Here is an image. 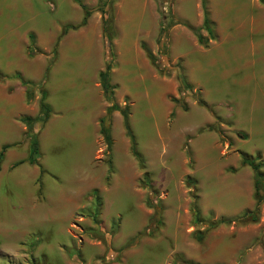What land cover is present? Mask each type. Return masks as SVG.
I'll use <instances>...</instances> for the list:
<instances>
[{
    "label": "rangeland",
    "instance_id": "rangeland-1",
    "mask_svg": "<svg viewBox=\"0 0 264 264\" xmlns=\"http://www.w3.org/2000/svg\"><path fill=\"white\" fill-rule=\"evenodd\" d=\"M79 1L92 12L83 26V10L73 0H0V81L13 82L14 95L24 90L17 119L36 114L44 89L52 110L39 137L40 183L33 177L38 167L28 164L0 175V264H264V193L256 195L254 173L242 165L243 155L255 158L264 174V5L206 0L213 38L201 31L204 47L191 31L203 23V13L197 22L195 11L201 0L131 6L112 0L116 37L105 98L129 108L142 165L119 116L112 123L115 173L107 184V166L93 164L98 146L92 129L76 130L92 76L110 59L98 1ZM184 18L188 22L181 23ZM30 36L41 52L33 57ZM204 56L218 64L207 66ZM15 74L33 84L30 102ZM8 138L0 130V144ZM19 139L16 132L9 141ZM18 146L7 151L4 166L25 159L26 145ZM187 178L195 182L194 195ZM256 208V223L209 227Z\"/></svg>",
    "mask_w": 264,
    "mask_h": 264
},
{
    "label": "trees",
    "instance_id": "trees-1",
    "mask_svg": "<svg viewBox=\"0 0 264 264\" xmlns=\"http://www.w3.org/2000/svg\"><path fill=\"white\" fill-rule=\"evenodd\" d=\"M75 3H77L83 10L84 13V18L82 21V26L86 24L87 20L89 19V17L91 16L92 12L87 9L86 7H84L79 0H73ZM97 8L98 10L101 12L102 14V32L104 34L105 40H106V45H107V50H108V55L110 57V59H108L107 63L105 64L104 67V71H102L99 75V79H100V85L103 91V94L106 98L109 97V95H111V85H110V81H109V77H110V71H111V66H112V41L114 40V38L116 37V30H115V26H114V17H113V11H112V0H97ZM159 5H160V0H155ZM260 3L262 5H264V0H260ZM201 7H202V12H203V23L201 28L199 29H191L192 33L195 35L197 42L202 45V46H207L208 44V39L204 38L201 34V31H204L207 36L209 38H213V32H212V28H211V23L209 21L208 18V11L206 8V0H201ZM165 30L164 28H162L159 32V40L158 42L162 39V37L164 36ZM30 47H29V52L28 55L30 57H33L35 54H41L40 51L35 50L34 48V40L33 37L30 36ZM143 51L146 54L147 59L149 60L150 64L159 72H162V69L157 65L155 58L153 57V55L144 47L142 46ZM55 55V54H54ZM51 66V63L48 64L47 69H46V73L49 71V68ZM15 79L19 80L20 83L26 88V100L28 102H30L33 98V94H32V89H33V84L29 83V82H25L22 77L19 74H15L14 77ZM0 79H2V77H0ZM46 100V93L44 90L40 91V99H39V116L37 118H32V117H22L19 119V121L26 127V134L25 137L29 140V145H30V151H29V156L27 159V162L30 165H37L39 166V162H38V154H39V144H38V140H37V135L34 133V129L36 127V124L38 123H45L48 118H49V114H50V108L48 107V105L45 102ZM111 111H117L119 112V114L122 117L123 120V126H124V130L126 133L127 138L130 141V149L131 152L133 154V156L136 158V160H138L139 164L142 165V157L141 155L138 153L137 151V144L135 142V138L133 136L131 127H130V123H129V108L127 106L121 108L118 107L117 105H113L110 108ZM208 130L212 131L214 130L215 132L217 131V133L220 135V130L218 129H214L212 127H208ZM100 135L103 138V142L105 144L106 147V155L108 156V164L110 165V169H112L111 167V151H112V139H111V135H110V130L108 128H106L103 124V121H100ZM5 147L2 148V152L0 153V162L1 159L3 157V152L5 151ZM184 151L186 153V155L190 158V154H189V150L187 145H185ZM257 159H252L248 156L243 155L242 156V165L249 167L253 173H254V190L257 196H259L261 193H264V174L260 171V164L257 163L256 161ZM41 173H43V171H41ZM144 181L148 184V189L150 190V192L153 190L152 189V185L148 179L147 175H144ZM186 185L188 186V188L192 189L191 194L194 195V191H195V182H193L190 178L186 179ZM140 186H141V181H140ZM99 202V200H98ZM148 204V201L147 203ZM193 212H194V217L195 220L199 222V212L197 210V207L194 203L193 205ZM232 222H239V223H256L257 222V208L254 211H244L240 216H238L237 218H235L234 220H226V219H222L220 221H218L215 224H210V229H213L215 227H217L218 225H228L231 224ZM202 237H199V240H201ZM184 264H193L190 262H186Z\"/></svg>",
    "mask_w": 264,
    "mask_h": 264
},
{
    "label": "crops",
    "instance_id": "crops-1",
    "mask_svg": "<svg viewBox=\"0 0 264 264\" xmlns=\"http://www.w3.org/2000/svg\"><path fill=\"white\" fill-rule=\"evenodd\" d=\"M141 3H142L141 0H138V1L135 0L134 2H131V0H127V4L130 5V6L131 5H136V4L140 5ZM195 9H196L195 11H196V15H197V22H198V19H199V17L201 16V14L203 12H201L202 11L201 6L197 2H195ZM185 22H188V20H186L184 18L181 21V23H185ZM261 25H262V29H264V23L263 22L261 23ZM1 39H3V38L1 37L0 40ZM192 49H195V48L192 47ZM4 53H5L4 55L6 57L7 52L4 51ZM193 53H196V51H194ZM203 59L206 61L207 66H209L211 68L218 64L217 61H216L217 58L215 56L213 58H210L208 56H204ZM104 67H105V65H104ZM198 68H199L198 67V63H195L194 64V71L198 72ZM236 69L237 68L234 67V68L231 69V71L233 72V70H236ZM52 70H53V68H51L50 71L48 72V74L46 75V77H45L46 79L50 77V74H51ZM98 71L99 72L97 74V78H96V72H94V74L92 76L93 84H92V87L87 91V92H89V93H87V95L88 94H90V95H88L86 97V101L85 102H87V103L83 105V108L87 107L86 114L84 115L83 118H79L77 120V121H82L83 125L79 124V126H78V128H76V130H78L80 133H84V128H91L92 129L93 134L96 136L95 141H96L97 146H98L96 154L94 155L93 164L96 167H99L102 164H105L107 166L109 175L106 177V183L108 184L109 180L111 178V175L115 173V166H114L113 158H112L113 145H114V139H113V136H112V123H113L114 120L119 119V116L121 118L122 125H123V120H122V117L119 114V112L110 111V108L114 104L108 103V101L106 100V98H105V96L103 94V91H102V88H101V85H100L99 75L102 72V66H100ZM43 75H44V73H43ZM43 75H42L41 79L43 78ZM112 76H113V73H111L110 78ZM224 78H226L225 75H224ZM44 85H45V83H44ZM44 91L46 93L45 102L48 105V103H47V91L45 89H44ZM22 92L24 94V90L23 89L17 88L15 90V94L16 95H14L13 82L2 83L0 81V102H2L4 104V109L0 110V117H3L2 119H0V130L4 131L9 136V138L11 136H13L16 132H18V134H20L19 142H16V143H12L11 142L10 143L9 138H8V140L6 142H2L0 144V153L2 152V148H4V147L6 148L5 151L3 152V157H2L1 162H0V175L8 174V173L14 171L19 166H22L24 164H28L29 166H32V167H38V169L34 170L33 177L37 176L34 184H39L40 181H41V177L45 174V171L40 166V164H39V166L30 165L27 162V159H28V156H29V151H30L29 140L25 137V134H26L27 130H26V127L17 119L21 109H25L24 105L21 104V102L19 103V101H21L20 98H21ZM88 102H90V103H88ZM14 104H16L17 106H20L21 108H18V109L15 108L16 110H14ZM37 106H38V109H37V111H35L36 114L34 116H30V117L37 118L39 116V104H37ZM7 107L9 108L8 111L6 110ZM48 107L50 108L49 105H48ZM156 108L157 107L155 106V109ZM110 112H112L110 114L111 115L110 118H111L112 122L109 123L108 120H107L108 118H106V117H108V114ZM51 115H52V110L50 108V114H49L48 120L45 123H43V124H41V123L36 124V127L34 129L35 130L34 133L37 135V140H38V144H39V151H40L39 137L42 134V132L44 131V129L46 128V125L49 123ZM56 120L57 119H55L54 121H56ZM17 121L20 123V125L16 124ZM54 121H53V123H54ZM100 121H103L104 126L110 130V135H111V139H112V151H111V167H112V169H110V165L108 164V158L105 159L106 147H101L102 146L101 142L103 141V138L100 135ZM123 128H124V126H123ZM124 135L126 136L125 130H124ZM128 141H129V139H128ZM19 144L20 145H26L25 149L27 151V155L25 156V159L17 160V158H14V160L16 159L14 162H12L9 166H4L3 161H4L5 157H6L7 151L10 148H13V147H19L18 146ZM129 146H130V141H129ZM81 148H82V151L83 150L86 151L87 150V145L86 144H82ZM129 150H130V147H129ZM98 156H100V158ZM41 171H43V173H41ZM137 181H138V186L140 187V176H139V178H137ZM92 188H93L92 189V193L96 194L97 200H99V202H100V205H99V208H100L101 207L100 194L102 192V189L101 188L99 189V187L97 185L94 186V187L92 186ZM40 193H41V189L38 188V196L40 195ZM80 209H82V208H80Z\"/></svg>",
    "mask_w": 264,
    "mask_h": 264
}]
</instances>
